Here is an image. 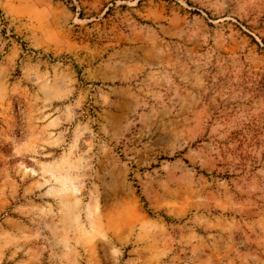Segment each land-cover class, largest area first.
Listing matches in <instances>:
<instances>
[{
	"label": "rangeland",
	"instance_id": "374dc122",
	"mask_svg": "<svg viewBox=\"0 0 264 264\" xmlns=\"http://www.w3.org/2000/svg\"><path fill=\"white\" fill-rule=\"evenodd\" d=\"M0 264H264V0H0Z\"/></svg>",
	"mask_w": 264,
	"mask_h": 264
}]
</instances>
